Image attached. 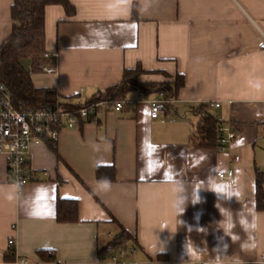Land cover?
I'll return each instance as SVG.
<instances>
[{"label":"crops","instance_id":"0c3cea01","mask_svg":"<svg viewBox=\"0 0 264 264\" xmlns=\"http://www.w3.org/2000/svg\"><path fill=\"white\" fill-rule=\"evenodd\" d=\"M45 10L54 72L31 75L62 102L82 104L141 64L142 81L184 85L151 116L150 100L128 94L120 111L61 129L55 152L33 144L30 161L44 179L20 191L0 154V264H264V211L257 180L264 166V0H70ZM13 0H0V45L12 30ZM236 131L221 151L191 140L199 113ZM237 156V159H234ZM101 165L116 180H97ZM231 169L234 183L219 179ZM79 202L77 222L56 218L58 198ZM123 229L126 250H99ZM15 256L7 259L9 240ZM130 247L137 248L135 253ZM39 250L55 253L42 260ZM25 262H20V260Z\"/></svg>","mask_w":264,"mask_h":264},{"label":"trees","instance_id":"16d2710c","mask_svg":"<svg viewBox=\"0 0 264 264\" xmlns=\"http://www.w3.org/2000/svg\"><path fill=\"white\" fill-rule=\"evenodd\" d=\"M49 5H62L66 13L72 16L75 6L70 0H13L11 5L12 30L9 36L0 45V79L12 93L13 103L18 109L43 108L56 103L57 93L46 87L36 86L31 75L43 72L46 64L56 65V56L46 49L45 10ZM138 1L132 5V18L138 19ZM31 67V71L28 67ZM148 73L141 64L133 69H125L121 81L105 90L99 91L82 104L95 103L101 100L126 101L128 94L139 91L149 97L164 92L167 98L174 99L178 90L184 85L183 75L178 74L172 83L146 82L140 77ZM65 107L78 106L62 102ZM209 104L194 107L199 113L191 140L204 148H218V127L222 121L218 120L210 111ZM49 146L57 152L54 140H46ZM97 180L111 182L116 180L115 166L101 165L96 169ZM257 208L264 211V174L259 173L257 180ZM56 218L60 223L77 222L79 219V202L76 199H57ZM130 238L127 230L114 238L108 245L101 248L99 253L108 254L117 250H126V241ZM125 249V250H124ZM42 260H55V253L49 250H39ZM15 256L14 246H10L7 259Z\"/></svg>","mask_w":264,"mask_h":264},{"label":"built area","instance_id":"2783aa9c","mask_svg":"<svg viewBox=\"0 0 264 264\" xmlns=\"http://www.w3.org/2000/svg\"><path fill=\"white\" fill-rule=\"evenodd\" d=\"M264 48V42L261 44ZM56 56L55 52L51 53ZM31 71V67H28ZM55 66L46 64L43 72H54ZM151 116L157 117L161 105H168L173 99L167 98L164 92H160L150 101ZM126 101L101 100L95 103L80 104L78 106L65 107L58 98L52 106L43 108H22L18 109L13 103L12 93L7 85L0 79V154L6 156L8 162V172L12 182L20 191L27 183L39 182L44 179L31 165L30 153L33 144H38L46 140L58 139L63 128H76L85 122H95L99 120V113L103 110L120 111L124 108ZM210 106L219 107V102H210ZM217 142L219 150L225 151L236 137L235 129L229 123H222L218 127ZM237 159V156H234ZM264 174V166L259 169ZM217 176L223 181L234 183V174L231 169L218 171ZM14 240H9V245L14 246ZM129 251L135 253L137 248L130 247ZM113 261L117 264H137L135 262H119L116 256ZM25 262V260H20ZM264 262V255L262 256ZM201 264H208L207 261Z\"/></svg>","mask_w":264,"mask_h":264},{"label":"rangeland","instance_id":"374dc122","mask_svg":"<svg viewBox=\"0 0 264 264\" xmlns=\"http://www.w3.org/2000/svg\"><path fill=\"white\" fill-rule=\"evenodd\" d=\"M144 75H145V74H143L142 76H144ZM142 76H141V77H142ZM141 77H140V80H141ZM146 82H153V81H146Z\"/></svg>","mask_w":264,"mask_h":264}]
</instances>
